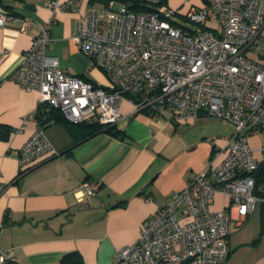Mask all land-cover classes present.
<instances>
[{"label": "built area", "instance_id": "obj_1", "mask_svg": "<svg viewBox=\"0 0 264 264\" xmlns=\"http://www.w3.org/2000/svg\"><path fill=\"white\" fill-rule=\"evenodd\" d=\"M84 2L45 0L52 17L10 76L25 90L38 89L40 104L59 108L72 123L115 125L129 118L118 105L126 100L135 112L153 117L189 121L204 112L235 128L227 145L215 151L183 189L173 192L168 204L142 222L138 240L121 248L111 264H226L233 222L244 225L257 202L264 204V181L256 193L254 177L262 159L249 141L250 135L264 130V0H184L189 27L172 22L178 10L165 6L134 11L123 0H110L103 1L106 8L83 11ZM58 10L80 15L73 41L106 73V88L70 73L48 52ZM12 19L0 7V25ZM214 19L220 26L208 28V20ZM32 25V20H21L22 31ZM261 150L264 159V146ZM57 153L38 125L19 160L30 168L43 155ZM100 187L96 179L84 180L76 191L79 204L90 205ZM218 194L226 202L212 210ZM8 259L0 248V264Z\"/></svg>", "mask_w": 264, "mask_h": 264}, {"label": "crops", "instance_id": "obj_2", "mask_svg": "<svg viewBox=\"0 0 264 264\" xmlns=\"http://www.w3.org/2000/svg\"><path fill=\"white\" fill-rule=\"evenodd\" d=\"M44 1L0 0L13 16L0 25V248L11 264H59L69 253L82 264H111L121 248L138 240L142 222L227 145L233 130L228 135L208 132L212 116L204 112L193 120L169 121L135 112L133 104L121 100L119 108L129 116L115 124L122 137L98 132L80 140L70 126L51 120L45 131L58 153L23 167L21 148L38 128L35 118L25 117L37 110L40 92L25 90L10 76L52 17ZM94 2L85 0L83 11ZM79 16L56 11L48 52L70 73L96 81L97 67L73 41ZM23 19L33 21L26 31L21 30ZM260 132L249 141L263 160ZM86 179L101 183L88 206L76 196ZM225 202L218 194L211 209L219 210ZM229 243L226 264H264L263 203L257 202L244 225L233 222Z\"/></svg>", "mask_w": 264, "mask_h": 264}, {"label": "trees", "instance_id": "obj_3", "mask_svg": "<svg viewBox=\"0 0 264 264\" xmlns=\"http://www.w3.org/2000/svg\"><path fill=\"white\" fill-rule=\"evenodd\" d=\"M103 1L106 4H108L110 0H103ZM123 1L127 2L129 8L134 11L158 10L155 6L146 3L145 0H123ZM167 1L168 0H161V3H166ZM171 21L177 23V21H175L174 19H171ZM103 87L106 88V86L104 85ZM34 114H35V119L40 127L45 129L47 124L51 120H54L55 122L64 123L70 126L71 129H73L75 132L78 133V135L80 136V140L92 136L98 132H107L109 134L119 137L123 136L122 130L118 129L115 125L105 126L104 124L98 121H85L80 123H72L64 116V114L59 108L50 106L49 104H39ZM213 154L211 155V157L213 156ZM25 171H26L25 169L22 170L20 174H22ZM254 177L256 181L255 192L258 193L259 188L264 181V159L260 162L258 169L254 172ZM7 264H11V262H7ZM59 264H82V261L79 257L76 256L75 253H69L62 257Z\"/></svg>", "mask_w": 264, "mask_h": 264}, {"label": "rangeland", "instance_id": "obj_4", "mask_svg": "<svg viewBox=\"0 0 264 264\" xmlns=\"http://www.w3.org/2000/svg\"><path fill=\"white\" fill-rule=\"evenodd\" d=\"M183 2H184V0H169L166 3H161L160 5H155V7L156 8H163L165 6V7H167L168 10H170V9L174 10V11L178 10V12L172 13V18L175 21H177L178 24L189 27L192 24H190V20H188L186 18V16L184 15L188 9V5L183 4ZM93 6L97 7V8H106V5L103 2V0H95ZM219 26H220V23H219L218 19L208 20V22H207L208 28H218ZM249 54L253 57L256 56L253 51H249ZM256 57H258V56H256ZM96 71L98 72V77H95L94 80H96L97 82H99L100 84H102L104 86L109 85L110 80H109L108 76L106 75V73L98 67L96 68ZM208 127L210 129H213V130H208V132L219 131L224 135L225 134L228 135L232 130L234 132V129H235L234 125L232 123H230L229 121H226L223 119H218L215 117L210 118ZM260 135L264 139V130H261Z\"/></svg>", "mask_w": 264, "mask_h": 264}]
</instances>
